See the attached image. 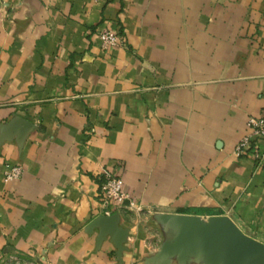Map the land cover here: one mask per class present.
<instances>
[{
  "label": "crops",
  "instance_id": "obj_1",
  "mask_svg": "<svg viewBox=\"0 0 264 264\" xmlns=\"http://www.w3.org/2000/svg\"><path fill=\"white\" fill-rule=\"evenodd\" d=\"M260 115L264 0H0V261L164 264L177 216L228 215L264 242V158L234 152ZM107 174L128 194L111 218Z\"/></svg>",
  "mask_w": 264,
  "mask_h": 264
},
{
  "label": "water",
  "instance_id": "obj_2",
  "mask_svg": "<svg viewBox=\"0 0 264 264\" xmlns=\"http://www.w3.org/2000/svg\"><path fill=\"white\" fill-rule=\"evenodd\" d=\"M111 218L112 214H104ZM182 224L178 238L166 243L162 250L167 262L168 252L191 250L205 252L216 261L229 264H264V242L246 234L228 215L212 216L208 221L199 216L174 217Z\"/></svg>",
  "mask_w": 264,
  "mask_h": 264
},
{
  "label": "built area",
  "instance_id": "obj_3",
  "mask_svg": "<svg viewBox=\"0 0 264 264\" xmlns=\"http://www.w3.org/2000/svg\"><path fill=\"white\" fill-rule=\"evenodd\" d=\"M99 36L104 47L119 46L125 42L124 35L111 28L101 30ZM247 125L249 130L236 143L234 152L237 155H251L261 162L264 158V115L249 116ZM22 173L23 167L20 164L8 163L5 166L4 177L15 179ZM99 196L104 207V214H112L114 206L122 204L128 197L123 189L122 177L107 174L101 183Z\"/></svg>",
  "mask_w": 264,
  "mask_h": 264
},
{
  "label": "rangeland",
  "instance_id": "obj_4",
  "mask_svg": "<svg viewBox=\"0 0 264 264\" xmlns=\"http://www.w3.org/2000/svg\"><path fill=\"white\" fill-rule=\"evenodd\" d=\"M0 264H45V261L39 254L19 251L7 254Z\"/></svg>",
  "mask_w": 264,
  "mask_h": 264
}]
</instances>
